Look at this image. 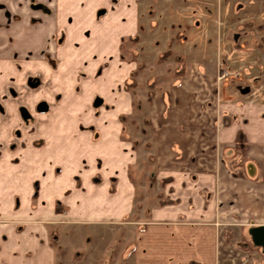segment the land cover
<instances>
[{"label":"crops","instance_id":"1","mask_svg":"<svg viewBox=\"0 0 264 264\" xmlns=\"http://www.w3.org/2000/svg\"><path fill=\"white\" fill-rule=\"evenodd\" d=\"M53 2L39 24L11 16L0 25V60L18 43L44 54L53 48L68 64L56 75L85 81L89 93H65L58 108L66 117L40 122L39 145L28 137L2 148L0 182L23 191L24 203L16 209L0 192V264H218L223 244L252 245L249 230L264 226V93L223 88V79L241 73L214 66L229 56L221 51L211 70L194 61L166 88L152 89L146 118H111L104 95L127 117L133 111L129 94L110 81L128 61L125 43L138 35V0ZM227 36L235 46L239 35ZM128 126L142 133L150 193L147 185L135 191L142 184L130 168L138 150L122 133Z\"/></svg>","mask_w":264,"mask_h":264},{"label":"rangeland","instance_id":"2","mask_svg":"<svg viewBox=\"0 0 264 264\" xmlns=\"http://www.w3.org/2000/svg\"><path fill=\"white\" fill-rule=\"evenodd\" d=\"M53 1L0 0V25H8L11 16L21 25L26 22L31 25L39 24L45 15H52L50 10L45 9L55 5ZM137 10L138 35L134 40H127V51L124 45L121 47V50L127 52L128 61L110 81L112 84L118 83L117 93H122L123 90L129 94L133 111L127 117L125 106L120 105L122 103L104 95L106 102L108 100L113 106L106 107L110 108L111 118L118 121L146 118V101L150 98L148 94L152 93V89L166 88L176 70L182 71L194 61L204 62L203 65L211 70L214 64L212 60L220 59L218 52L221 51L229 56L227 59L223 57L225 64L217 61L214 66L219 69L227 68L226 71L231 73H241L238 79H223V88L236 86L242 90L248 87L249 96L261 91L264 93V0H138ZM222 27L224 32L221 33ZM234 32L239 35L235 46L225 40L227 35ZM221 41L224 47L220 44ZM16 46L19 51L14 50L12 58L0 60V155L2 148L16 144L21 139L27 141L28 137L34 138L35 144L39 145L40 122L43 119L66 117V113H59L58 108V104L65 101V93L71 91L78 96L81 92L83 96L89 93L85 81L59 78L56 75L58 69H63L68 64L60 59L61 56L54 55L53 48H49L52 51L44 54L46 50L43 48L23 50V45L18 43ZM40 101H44L49 107L44 113L35 110V105ZM83 102L87 109L86 115L90 102L87 99ZM137 105H141L138 111L135 110ZM19 107L25 108L28 118L20 117ZM78 108L82 110L83 107ZM122 133L128 136L133 148L138 150L133 154L130 167L136 180L141 179L142 185L135 187V191L139 195L141 188L147 185L150 193L151 181L142 172L145 152L139 150L142 145L138 140L142 133L137 132L135 126L124 127ZM146 147L150 149L149 145ZM2 156L0 165L5 166L3 163L6 158L4 154ZM7 160L15 163L17 169L22 167V161L18 158ZM146 167L145 165L144 170ZM0 183L1 194L7 192L12 195L16 209L20 204L22 206L23 191H8L5 184ZM36 186L35 181L32 200L37 195ZM135 205L136 203L131 217L137 210ZM54 227L56 226L53 225ZM263 261L264 256H259L249 243L227 242L222 245L218 255V264H264Z\"/></svg>","mask_w":264,"mask_h":264},{"label":"water","instance_id":"3","mask_svg":"<svg viewBox=\"0 0 264 264\" xmlns=\"http://www.w3.org/2000/svg\"><path fill=\"white\" fill-rule=\"evenodd\" d=\"M102 10L98 11V14H100ZM100 99H96L93 103L94 106H96L99 103ZM47 109V105L44 101H40L36 104L35 110L37 112H43ZM19 113L23 119L29 117V114L23 107H19ZM249 236L250 240L253 246L264 248V226H256L252 227L249 230Z\"/></svg>","mask_w":264,"mask_h":264},{"label":"trees","instance_id":"4","mask_svg":"<svg viewBox=\"0 0 264 264\" xmlns=\"http://www.w3.org/2000/svg\"><path fill=\"white\" fill-rule=\"evenodd\" d=\"M132 38H133V40L136 39L135 36L131 37V39H132ZM179 71H180V70H176L175 73H178ZM148 95H149L148 97H150V96H151V93H149Z\"/></svg>","mask_w":264,"mask_h":264},{"label":"flooded vegetation","instance_id":"5","mask_svg":"<svg viewBox=\"0 0 264 264\" xmlns=\"http://www.w3.org/2000/svg\"><path fill=\"white\" fill-rule=\"evenodd\" d=\"M36 106V105H35ZM18 111H19V108H18ZM37 112V111H36ZM28 113V112H27ZM20 114V113H19ZM20 117H21V115H20ZM22 118V117H21ZM28 118V117H27Z\"/></svg>","mask_w":264,"mask_h":264}]
</instances>
